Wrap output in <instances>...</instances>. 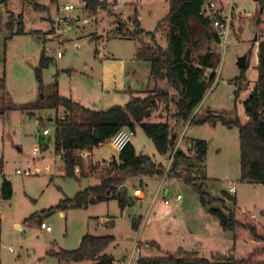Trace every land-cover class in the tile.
Instances as JSON below:
<instances>
[{"label":"rangeland","instance_id":"obj_1","mask_svg":"<svg viewBox=\"0 0 264 264\" xmlns=\"http://www.w3.org/2000/svg\"><path fill=\"white\" fill-rule=\"evenodd\" d=\"M106 1L115 5L109 8V12L99 11L95 15L83 9L81 0H57L56 3L33 0L48 11L37 10L22 0L0 3V72L4 68L5 105L11 108L6 115L0 116V181L3 176L12 186L11 198H0V229L4 249L8 251V247L12 246L15 255L41 257L43 264H59L46 251L50 248L74 249L81 237L90 233L114 235L115 241L107 250L115 258L125 251L129 252L135 244L141 248L145 258L165 257L168 253L180 254L183 251L210 259L213 254L226 255L232 249L238 252L251 250L256 246L255 242L234 241L232 234L224 232L207 211L221 208V202H209V198L222 199L223 192H226L236 195V205L249 210L260 224L264 223V215L261 214L264 187L240 180L238 128L225 126L220 121L174 126L173 104H160L149 120L167 121L177 136L184 134V141H208L204 161L205 179L202 182L203 191L207 194L205 207L192 186L175 176L151 177L146 182L145 194L140 192L144 189L143 180L136 176L124 181L123 185L129 187L125 194L131 197L132 204L122 211L115 200H110L87 208H71L63 211L62 215L59 211L45 213L64 197H72L76 192L97 183L103 171L98 162H109L118 155L106 143L93 148L92 155L91 151L84 150L82 152L86 156L80 154L84 176L79 181L64 176L63 165L53 152V137L55 125L62 123L67 113L62 106H48L55 95L97 111L105 110L114 103L123 105L130 92L145 96L153 87L149 81L148 61L134 56L139 41L149 42L150 38L143 35L131 39L114 33L121 25L117 26L115 21L118 17L115 19L113 15L115 13L123 19H130L137 11L144 31H153L168 11L167 0ZM233 3L237 12H252L254 16L242 20L224 52L214 43L207 42L193 52V55H198L206 47L220 52L215 81L199 105L201 109L198 113L204 115L210 109L224 112L226 121L238 117L245 123L248 119L242 101L248 98L257 79V45H254L253 37L258 5L253 0H233ZM64 4L75 6L67 13L73 17V21L67 24L57 22L58 17L66 14L60 11ZM10 19L12 24L9 28L7 23ZM260 19L264 39V11ZM19 27L23 31L16 34ZM195 27L196 37L206 31L197 25ZM163 30L164 26L158 29L156 40L165 46ZM123 32L126 34L125 30ZM254 41L258 42L256 39ZM44 47H59L63 55L59 59L50 56L52 60L40 70V78L37 79L36 68L40 65ZM243 54L247 55L248 67L244 72L247 85L235 99V78L241 73L236 62ZM158 85L173 93L165 81ZM114 98L119 100L115 101ZM43 101V107L39 109L21 110L22 107ZM43 129H47L49 134L42 135ZM134 133L132 143L137 153L166 166L167 155L161 156L156 152L140 126H135ZM194 163L190 168L196 175L198 163ZM92 165L98 167L92 169ZM184 168L183 165L179 167V172ZM17 169H29L35 173L24 176L16 174ZM231 186L235 187L236 194L229 192ZM134 189L139 190L138 196H135ZM176 194L181 196L180 208H173V203L164 204L165 198L172 201ZM225 204L231 206L228 202ZM39 217L51 227L50 232L39 229ZM102 217L107 220L100 221ZM133 219H139L137 230L131 227ZM110 221L113 226L105 227ZM146 245L150 248L146 249Z\"/></svg>","mask_w":264,"mask_h":264},{"label":"trees","instance_id":"obj_2","mask_svg":"<svg viewBox=\"0 0 264 264\" xmlns=\"http://www.w3.org/2000/svg\"><path fill=\"white\" fill-rule=\"evenodd\" d=\"M6 1L4 0V3ZM22 1L34 6L37 10L48 11L47 8L37 5L33 0ZM253 1L258 5V15L254 17L255 36L258 40L257 79L248 98L242 101L244 114L248 119L245 123H242L236 116L234 120L226 121L223 117L224 112L207 109L206 114L199 115L198 111H195L199 108L205 94L213 86L216 78L215 69L220 60V52L210 47H206L203 53L193 55V52L201 48L205 42L214 43L219 48V37L211 27L209 20L200 15L203 0H167V14L157 22L153 31L148 32L142 28L137 11L130 19H123L114 13L115 19L118 17L115 23L117 26L121 25L114 33L131 39H138L143 35L150 38L149 42L139 41L134 56L137 59L148 61L149 81L153 87L146 92L145 96L130 92L128 100L123 105L114 103L105 110L97 111L55 95V99L48 106H62L67 113L63 122L55 125L53 137V152L60 155L64 176L79 181L84 176L81 171L83 162L80 152L91 151L104 144L121 128L134 131L136 125L140 126L144 134L152 141L156 152L161 156L168 155L178 136L167 121L151 122L149 118L160 104L165 106L173 104L174 126L214 124L217 121L228 127L236 126L238 128L240 180L261 184L264 187V39L260 29V15L264 11V0ZM50 2L56 3L57 0H50ZM81 2L83 9L92 15L99 11L109 12V8L115 5L106 0H81ZM11 24L10 19L7 27L10 28ZM195 25L206 31L196 37ZM163 26L165 46L156 40V33ZM22 31L19 27L16 34ZM187 47L191 48L190 62L183 58ZM51 60L52 58L43 50L40 55V65L36 68L37 79L40 78V70ZM247 67L248 63L245 62L240 75L235 78L237 80V88L234 91L235 99L238 98L240 91L246 88L247 80L244 72ZM163 81L173 91L172 94L168 92V89H163L158 85ZM6 96L5 71L2 68L0 72V116L6 115L11 109L5 105ZM43 103L44 101L29 107H22L21 110L39 109L43 107ZM189 141L192 145V155L177 151L174 154L173 163L168 171H165L164 164L156 163L149 156L137 153L131 139L117 157L111 158L107 167L101 168L104 173L101 171L102 175L99 176L97 183L76 192L72 197H64L45 213L61 212L71 208H87L89 205L110 200H115L122 211L131 205L132 201L127 194H121L119 187L128 178L136 176H175L192 186L199 194L201 205L205 207L207 194L203 191L202 182L205 179L204 161L208 141L204 139ZM194 162L198 163L196 175L190 168L195 165ZM182 165L185 168L179 172V167ZM96 167L98 165H92V169ZM11 196V183L2 176L0 198L8 200ZM223 197L222 199L209 198V202H221L222 206L207 210L208 213L217 220L224 232L232 234L234 241H252L256 243L255 247L243 252L232 249L226 255H212L210 259L182 251L180 254L168 253L165 257H144L142 261L145 264H264V226L249 210L236 205L235 196L223 192ZM226 202L231 206H227ZM262 213H264V208ZM138 223L139 219L132 220L133 230L138 229ZM104 226L110 228L113 222H108ZM114 241L115 236L112 234L86 233L81 237L76 248L50 251L49 255L54 256L61 264H78L83 261H91L93 264H113L114 258L106 250Z\"/></svg>","mask_w":264,"mask_h":264},{"label":"built area","instance_id":"obj_3","mask_svg":"<svg viewBox=\"0 0 264 264\" xmlns=\"http://www.w3.org/2000/svg\"><path fill=\"white\" fill-rule=\"evenodd\" d=\"M4 0H0V3ZM75 6L73 4H64L60 11L66 12L65 15L58 17L57 22H62L63 24L70 23L73 21V17L69 14L71 10H73ZM200 15L203 18L209 20V23L213 30L215 31L217 37H219V48L226 50L229 45V40L232 37H235V33L237 29L240 28V23L245 18H252L254 15L252 12L241 13L235 10V6L233 0H203V3L200 8ZM44 52L53 57L54 59H59L63 55L62 50L58 47L56 49H50L49 47L43 48ZM49 131L47 129L42 130V135H48ZM134 136V131L127 128H121L118 130L111 138H109L105 143L109 145L110 149L115 152H120L127 143H129ZM181 143L189 144L191 143L188 141H184V134L180 133L177 137L175 142V147L171 153L167 155V165L165 166V171H168L171 164L173 163L174 154L179 151V146ZM34 155L36 152H33ZM82 156H86L85 152L80 153ZM56 159L60 161V155L56 156ZM100 167H107L109 162L108 161H100L98 162ZM78 171V169H76ZM16 174H22L24 176H28L34 174L35 172L30 171L29 169L21 171L17 169ZM139 190H135V196H138ZM230 192H234V188H230ZM175 203H180L181 196L176 195L173 200ZM171 199H164V204H170ZM39 229L50 232L51 227L44 221L41 220L39 223ZM144 257L141 254V248L135 244V246L126 254L113 261V264H145L142 259Z\"/></svg>","mask_w":264,"mask_h":264},{"label":"crops","instance_id":"obj_4","mask_svg":"<svg viewBox=\"0 0 264 264\" xmlns=\"http://www.w3.org/2000/svg\"><path fill=\"white\" fill-rule=\"evenodd\" d=\"M166 4H167V2H166ZM168 12V11H167ZM167 12H166V14H167ZM165 14V15H166ZM165 15H164V17H165ZM140 17V16H139ZM102 37V36H101ZM239 38V37H238ZM256 39V36H254L253 37V42H254V45H257V43L258 42H255L254 40ZM243 55H246V54H243ZM246 58H247V56H246ZM207 94V93H206ZM205 94V95H206ZM204 98H205V96H204ZM203 98V99H204ZM115 99V101H118L119 100V98H114ZM203 101V100H202ZM202 103V102H201ZM201 109V108H200ZM199 108H197V111H199L200 110ZM241 121V120H240ZM44 130V129H43ZM179 148L181 149L180 151H182V152H184L185 154H187V155H189V153L186 151V145L184 144V143H181L180 144V146H179ZM91 153V155H92V151L90 152ZM151 177H144V176H139L138 177V179L139 180H143V190H140V192L141 193H144L145 194V190H146V185H147V180H149ZM253 184V183H252ZM255 184V183H254ZM232 188H234V194H236V189H235V187H233V186H231ZM230 187V188H231ZM128 190H129V187H128ZM134 190H136V189H134ZM229 192H230V189H229ZM176 195H179V194H176ZM175 195V196H176ZM145 196V195H144ZM174 196V197H175ZM236 196V195H235ZM174 197H173V199H172V201H171V203H173V208H180L181 207V205H180V203H181V201H180V203H175L173 200H174ZM143 199V198H142ZM142 199L141 200H139L140 202L142 201ZM166 199H168V198H166ZM144 200V199H143ZM59 214L60 215H62L63 214V211H61V212H59ZM261 214L262 215H264V213H262V211H261ZM41 220L42 221H44L43 220V218H41V217H39V220H38V224L41 222ZM103 220H107V218H105V217H102L101 219H100V221H103ZM111 222V221H110ZM261 224H263L264 225V223L263 222H261ZM128 237H132V236H128ZM127 237V238H128ZM126 238V239H127ZM5 246H4V244L2 243V233H1V229H0V264H43V262H42V259L43 258H38V257H30V255L29 256H26V258H23L22 256H19V255H15V250L13 249V247L12 246H10V247H8V251H6L5 249ZM146 249H149L150 247H149V245H146V247H145ZM50 251H56V250H54V249H52V248H50L48 251H46V254H49V252ZM184 251H188V250H184ZM9 252H11V254L12 255H10V253ZM196 252V251H195ZM107 253L108 254H111L112 256H113V254H112V252H110V251H108L107 250ZM126 254V251H125V253L122 255V256H120V257H117V258H115L114 256H113V258H114V260H116V259H119V258H121V257H123L124 255ZM214 255V254H213ZM216 255H218V253L216 254ZM59 264H61V263H59ZM79 264V263H78ZM93 264V263H92Z\"/></svg>","mask_w":264,"mask_h":264},{"label":"water","instance_id":"obj_5","mask_svg":"<svg viewBox=\"0 0 264 264\" xmlns=\"http://www.w3.org/2000/svg\"><path fill=\"white\" fill-rule=\"evenodd\" d=\"M183 58L185 59V61L190 62L191 60V48L190 47L186 48ZM245 62H246V55H243L237 59L236 65L240 69H242L245 66ZM119 190L121 194H125L128 191V187L126 185H121L119 187Z\"/></svg>","mask_w":264,"mask_h":264},{"label":"bare ground","instance_id":"obj_6","mask_svg":"<svg viewBox=\"0 0 264 264\" xmlns=\"http://www.w3.org/2000/svg\"><path fill=\"white\" fill-rule=\"evenodd\" d=\"M186 145V151L189 153V155H192V152H191V146L189 145V144H185ZM181 149L179 148V151H180Z\"/></svg>","mask_w":264,"mask_h":264}]
</instances>
